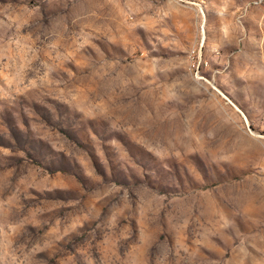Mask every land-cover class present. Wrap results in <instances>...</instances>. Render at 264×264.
<instances>
[{"label":"rangeland","instance_id":"1","mask_svg":"<svg viewBox=\"0 0 264 264\" xmlns=\"http://www.w3.org/2000/svg\"><path fill=\"white\" fill-rule=\"evenodd\" d=\"M0 264H264V0H0Z\"/></svg>","mask_w":264,"mask_h":264}]
</instances>
